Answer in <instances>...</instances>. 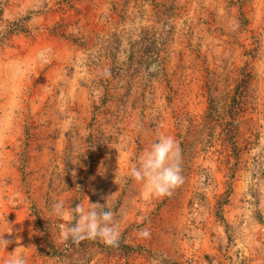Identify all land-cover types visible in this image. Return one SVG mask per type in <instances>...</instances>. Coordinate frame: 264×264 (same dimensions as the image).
<instances>
[{
    "label": "rangeland",
    "instance_id": "374dc122",
    "mask_svg": "<svg viewBox=\"0 0 264 264\" xmlns=\"http://www.w3.org/2000/svg\"><path fill=\"white\" fill-rule=\"evenodd\" d=\"M161 135L184 182L146 197L128 172ZM58 200L105 204L118 246L64 242ZM10 227L0 264H264V0H0V234Z\"/></svg>",
    "mask_w": 264,
    "mask_h": 264
},
{
    "label": "clouds",
    "instance_id": "9594fccd",
    "mask_svg": "<svg viewBox=\"0 0 264 264\" xmlns=\"http://www.w3.org/2000/svg\"><path fill=\"white\" fill-rule=\"evenodd\" d=\"M53 55L54 50L51 47H44L37 52L36 59L40 64L47 65ZM155 70V65L147 69L148 72ZM101 75L110 76V70L105 69ZM128 175L136 182L143 183L146 197L170 196L172 191L184 182L180 167V149L176 140L172 136H159L156 142L131 164ZM50 214L56 218V227L64 242L71 241L79 245L84 240L99 239L106 246L116 247L119 244L121 233L118 223L113 211L107 209L105 204L90 203L88 200L86 206L78 203L73 207L66 206L63 200H58L52 205ZM11 231L10 227L8 231L0 234V249L4 251L10 241L3 236ZM150 235L148 228L139 231L141 238L147 239ZM3 264H27V259L21 254L11 253Z\"/></svg>",
    "mask_w": 264,
    "mask_h": 264
},
{
    "label": "trees",
    "instance_id": "16d2710c",
    "mask_svg": "<svg viewBox=\"0 0 264 264\" xmlns=\"http://www.w3.org/2000/svg\"><path fill=\"white\" fill-rule=\"evenodd\" d=\"M249 74H250V71L247 69H244V71L241 73L240 77L237 80L238 83L236 84L234 97H233V102L235 103L236 106L240 105L241 98L244 94V89L247 87L248 82H249V76H250ZM210 110H211V107L208 108V112H210ZM225 123H226V120H225ZM221 206L222 204L217 202L216 207H215L216 211L217 210L219 211L216 213L217 216H220L219 213H220Z\"/></svg>",
    "mask_w": 264,
    "mask_h": 264
}]
</instances>
